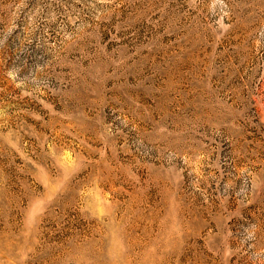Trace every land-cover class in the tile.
Returning <instances> with one entry per match:
<instances>
[{
  "label": "rangeland",
  "instance_id": "1",
  "mask_svg": "<svg viewBox=\"0 0 264 264\" xmlns=\"http://www.w3.org/2000/svg\"><path fill=\"white\" fill-rule=\"evenodd\" d=\"M0 264H264V0H0Z\"/></svg>",
  "mask_w": 264,
  "mask_h": 264
}]
</instances>
